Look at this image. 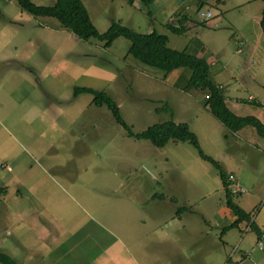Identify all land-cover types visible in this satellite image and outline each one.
Here are the masks:
<instances>
[{
  "label": "rangeland",
  "instance_id": "rangeland-1",
  "mask_svg": "<svg viewBox=\"0 0 264 264\" xmlns=\"http://www.w3.org/2000/svg\"><path fill=\"white\" fill-rule=\"evenodd\" d=\"M83 1L100 32L119 19L203 56L230 109L264 120L262 0ZM208 8L213 14L201 18ZM178 11L193 22L181 18V32L166 25ZM129 44L122 35L109 46L79 38L55 17L0 0V250L19 264H223L242 256L264 264L254 228L264 232V137L216 119L189 83L191 68L165 74L127 53ZM76 85L107 92L135 132L187 122L245 188L232 198L249 218L227 227L234 211L218 168L191 142L158 147L131 136L91 93L75 95ZM252 246L254 263L245 255Z\"/></svg>",
  "mask_w": 264,
  "mask_h": 264
},
{
  "label": "trees",
  "instance_id": "trees-1",
  "mask_svg": "<svg viewBox=\"0 0 264 264\" xmlns=\"http://www.w3.org/2000/svg\"><path fill=\"white\" fill-rule=\"evenodd\" d=\"M21 9L34 15H45L57 18L60 23L66 27L75 36L88 39L89 37H97L103 41V45L109 46L118 36H124L130 40L127 53L132 54L141 62L162 69L165 74L171 70L187 66L191 68L192 73L189 83L196 89L205 93L203 106L210 113L225 125L231 131H237L240 128L251 125L257 133L264 137V122L256 115L245 114L239 115L235 113L226 103L224 88L221 84L216 83L210 74L209 62L206 58L178 49L168 45V35L152 29L148 32H138L131 27L123 24L119 19H112L106 30L100 32L91 19L89 10L83 0H55L52 4H37L33 0H16ZM130 4L134 0H127ZM148 2L149 0H144ZM206 0H198L201 5ZM261 10L260 25L264 33V0ZM151 14L150 11H147ZM183 18L188 16L184 14ZM167 27L172 31L181 32L184 30V24L181 19L177 24L167 22ZM87 92L93 95L92 102L96 105L105 104L111 111L113 117L119 122L131 136L150 140L155 146H163L170 139L189 141L199 151L200 155L212 162L219 171V176L225 188L226 204L234 211L236 218L227 225L233 227L240 221L249 218V212L233 201V193L229 190L230 180L219 161L211 155L206 154L200 146L196 133L190 129L185 121L176 122L173 119H167L149 125L139 132H135L131 126L123 119L120 109L116 101L104 90L96 89L90 86L74 87V94ZM5 187H0V192H5ZM253 223V221H251ZM257 235L262 236L263 231L254 225ZM0 261L3 264H19L10 254L0 250ZM69 264H94L92 262H71Z\"/></svg>",
  "mask_w": 264,
  "mask_h": 264
},
{
  "label": "crops",
  "instance_id": "crops-1",
  "mask_svg": "<svg viewBox=\"0 0 264 264\" xmlns=\"http://www.w3.org/2000/svg\"><path fill=\"white\" fill-rule=\"evenodd\" d=\"M215 1H221V0H215ZM198 2V1H197ZM206 2L207 3H209L210 2V0H206ZM134 4V3H133ZM210 4V3H209ZM262 7H263V5H262ZM262 7H261V10H262ZM206 10H210L211 11V9L210 8H208V9H206ZM261 10H260V12H261ZM184 14H186L185 12H182V11H178V13H176V14H174V16H172L171 18H173L171 21L174 23V24H177L179 21H180V19L181 18H183V16H184ZM213 14V13H212ZM260 17H261V14H260ZM260 17H259V23H260ZM187 22L189 23L190 22V24L188 25V26H190L191 25V23H193L192 22V18H189L188 17V19H187ZM198 55V54H197ZM201 56V55H200ZM203 57V56H202ZM222 85V84H221ZM223 86V85H222ZM251 99H253V98H251ZM236 100H237V98H236ZM228 105V104H227ZM229 106V105H228ZM239 115H241V114H239ZM245 115V114H244ZM254 115V114H253ZM257 116V115H256ZM259 119H261L259 116H257ZM262 120V119H261ZM263 122H264V120H262ZM257 132V131H256ZM236 218V214L234 213V215H233V220ZM258 227L263 231V229L258 225ZM257 235V234H256ZM262 236L264 237V232L262 233ZM262 236H260V237H262ZM257 237H258V241H259V239H260V237L257 235ZM261 241V240H260ZM258 243V242H257ZM260 246H262V245H260ZM254 250V246H252L251 247V249L247 252V253H245V255H248V257L252 260V262L254 263V262H256V260L254 259V258H252V251ZM233 251V250H232ZM232 253V252H231ZM227 260H230V258H228ZM227 260H225V261H227ZM224 261V262H225ZM234 262V261H233ZM238 262H240L241 264H246V261H245V259H244V256H242V258H240V259H237V261H235V263H238ZM258 262V261H257Z\"/></svg>",
  "mask_w": 264,
  "mask_h": 264
},
{
  "label": "built area",
  "instance_id": "built-area-1",
  "mask_svg": "<svg viewBox=\"0 0 264 264\" xmlns=\"http://www.w3.org/2000/svg\"><path fill=\"white\" fill-rule=\"evenodd\" d=\"M211 15H212V11H210V10H200L201 18L205 19V18H207V17H209ZM251 98H252V96L249 95V99H251ZM229 179L231 180V182L229 183L228 188H229V190L232 193H236V192H240L241 193V192L245 191L244 187L240 186L238 183H235V184L233 183L234 175L232 173L229 174ZM258 244L262 245V242L259 240ZM223 264H241V263L240 262L235 263V262H233L231 260H227Z\"/></svg>",
  "mask_w": 264,
  "mask_h": 264
}]
</instances>
